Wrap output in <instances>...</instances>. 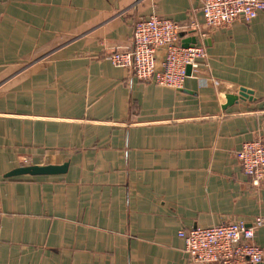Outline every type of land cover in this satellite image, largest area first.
Listing matches in <instances>:
<instances>
[{"label": "crops", "instance_id": "1", "mask_svg": "<svg viewBox=\"0 0 264 264\" xmlns=\"http://www.w3.org/2000/svg\"><path fill=\"white\" fill-rule=\"evenodd\" d=\"M201 5L0 0V264H196L180 230L264 219V183L236 157L264 137V12L211 28ZM152 15L206 49L182 89L107 59Z\"/></svg>", "mask_w": 264, "mask_h": 264}, {"label": "built area", "instance_id": "2", "mask_svg": "<svg viewBox=\"0 0 264 264\" xmlns=\"http://www.w3.org/2000/svg\"><path fill=\"white\" fill-rule=\"evenodd\" d=\"M201 11L208 27H228L237 18L252 21L264 12V0H202ZM193 27L198 29V24L194 22ZM181 32L182 28L167 18L152 15L140 19L135 23L131 46L115 50L107 59L130 70L139 81L182 89L189 76L199 73L207 53L204 46H184ZM160 50L164 53L158 62ZM236 157L253 185L264 183V137L244 143ZM263 225L262 218L251 224L222 221L211 227L180 230L178 237L196 264H261L264 251L256 242V233Z\"/></svg>", "mask_w": 264, "mask_h": 264}, {"label": "water", "instance_id": "3", "mask_svg": "<svg viewBox=\"0 0 264 264\" xmlns=\"http://www.w3.org/2000/svg\"><path fill=\"white\" fill-rule=\"evenodd\" d=\"M191 41V42H190ZM190 41H186L187 43H183L184 46H189L190 44L196 45L197 39L193 37ZM191 68H188V74L190 75ZM250 92L246 89H241L237 95H228L227 97V106L235 103L239 98L244 99L249 96ZM68 165L64 164L62 166H25L14 169L10 173H8L7 177H16L21 175H31V176H40V175H56L63 174L67 171Z\"/></svg>", "mask_w": 264, "mask_h": 264}]
</instances>
